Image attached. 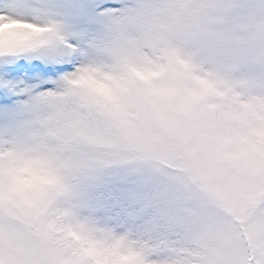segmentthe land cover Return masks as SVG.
Segmentation results:
<instances>
[{
  "label": "snow or ice",
  "instance_id": "1",
  "mask_svg": "<svg viewBox=\"0 0 264 264\" xmlns=\"http://www.w3.org/2000/svg\"><path fill=\"white\" fill-rule=\"evenodd\" d=\"M39 7L36 0H0V264H125V250L134 264H159L142 249L65 222L54 206L62 184L49 143L137 152L140 140L129 130L172 120L177 99L195 88L160 81L166 68L152 62L100 87L99 70L84 63L87 38L62 35L58 21L36 18ZM53 42L63 53L56 60L45 55ZM61 80L63 88L46 82ZM25 120L34 129L27 137ZM249 155L245 186L227 171L210 178L219 214L177 264H264V146Z\"/></svg>",
  "mask_w": 264,
  "mask_h": 264
},
{
  "label": "rangeland",
  "instance_id": "2",
  "mask_svg": "<svg viewBox=\"0 0 264 264\" xmlns=\"http://www.w3.org/2000/svg\"><path fill=\"white\" fill-rule=\"evenodd\" d=\"M135 0H36V18L58 21L60 33L99 40L108 22L122 19ZM45 55L63 53L58 42ZM63 88V80L46 81ZM177 99L174 118L143 130L130 129L140 149L59 142L49 148L62 190L54 206L66 223L142 249L159 264H177L201 226L218 216L213 175L227 171L243 187L252 146H264V101L200 89ZM41 113L44 106H41ZM25 120L21 135L30 136Z\"/></svg>",
  "mask_w": 264,
  "mask_h": 264
},
{
  "label": "clouds",
  "instance_id": "3",
  "mask_svg": "<svg viewBox=\"0 0 264 264\" xmlns=\"http://www.w3.org/2000/svg\"><path fill=\"white\" fill-rule=\"evenodd\" d=\"M85 48L100 87L152 62L165 83L197 87L202 77L227 95L264 98V0H135Z\"/></svg>",
  "mask_w": 264,
  "mask_h": 264
}]
</instances>
